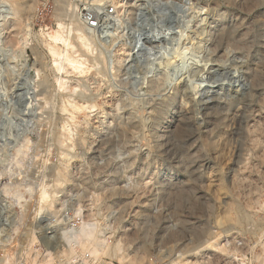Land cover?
I'll use <instances>...</instances> for the list:
<instances>
[{
	"label": "rangeland",
	"instance_id": "obj_1",
	"mask_svg": "<svg viewBox=\"0 0 264 264\" xmlns=\"http://www.w3.org/2000/svg\"><path fill=\"white\" fill-rule=\"evenodd\" d=\"M168 1L0 0V264H264V0Z\"/></svg>",
	"mask_w": 264,
	"mask_h": 264
},
{
	"label": "built area",
	"instance_id": "obj_2",
	"mask_svg": "<svg viewBox=\"0 0 264 264\" xmlns=\"http://www.w3.org/2000/svg\"><path fill=\"white\" fill-rule=\"evenodd\" d=\"M86 2H90V6L88 9L85 10L83 18L86 26L90 29H95L98 27L99 21H100V15L99 11L97 10L99 8L98 5H92L91 0H86ZM173 4V5H172ZM177 3L168 1V0H144V3L142 4L144 7L139 8V15L146 20L147 15L151 17V19H156L157 21H165L164 15L166 10L170 9V6H174ZM174 9V8H173ZM137 11V12H138ZM113 9L112 8H106L104 7V12L103 15L106 16L107 18H110L113 14ZM155 20V22H156ZM143 21V22H144ZM173 22H171L172 24ZM170 24V23H169ZM67 228V227H66ZM70 231V229H68ZM70 234L72 235L71 231Z\"/></svg>",
	"mask_w": 264,
	"mask_h": 264
},
{
	"label": "bare ground",
	"instance_id": "obj_3",
	"mask_svg": "<svg viewBox=\"0 0 264 264\" xmlns=\"http://www.w3.org/2000/svg\"><path fill=\"white\" fill-rule=\"evenodd\" d=\"M55 40L58 41V38L55 37ZM52 49L54 51L55 48H52ZM51 52H52V50H51ZM54 54H56V53L54 52ZM66 61L69 64H72L75 69H78L79 71H81L80 66H78L80 64L78 63V61L76 59H74L71 56H68L66 58ZM75 64H77V66H75ZM45 197H46V194H41V201L42 200L45 201ZM75 235H76V232L74 233V236ZM75 238H77V241H81L85 245V248L87 249V252H88L87 257H88L89 262L92 263L93 261L98 260L100 257H102L104 255L105 256L109 255L110 247L107 244H105L102 239L97 238L94 235V230L92 229V227L90 228L88 223L82 222L81 226L78 227L77 235L75 236ZM32 241H33V239H32ZM111 250L113 251V248ZM47 254H48V252H47ZM112 255H113V253H112ZM1 261H2L1 264H9V262L7 260L6 261L1 260Z\"/></svg>",
	"mask_w": 264,
	"mask_h": 264
}]
</instances>
